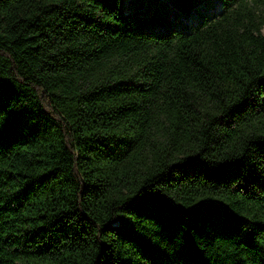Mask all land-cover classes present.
<instances>
[{
    "label": "trees",
    "instance_id": "obj_1",
    "mask_svg": "<svg viewBox=\"0 0 264 264\" xmlns=\"http://www.w3.org/2000/svg\"><path fill=\"white\" fill-rule=\"evenodd\" d=\"M0 0V264H264V0Z\"/></svg>",
    "mask_w": 264,
    "mask_h": 264
},
{
    "label": "rangeland",
    "instance_id": "obj_2",
    "mask_svg": "<svg viewBox=\"0 0 264 264\" xmlns=\"http://www.w3.org/2000/svg\"><path fill=\"white\" fill-rule=\"evenodd\" d=\"M131 5L129 0H122L123 9L128 10ZM219 6V0H199L197 8L192 13L175 15L170 11V19L175 27L185 31L196 23L201 14H213L219 10Z\"/></svg>",
    "mask_w": 264,
    "mask_h": 264
}]
</instances>
